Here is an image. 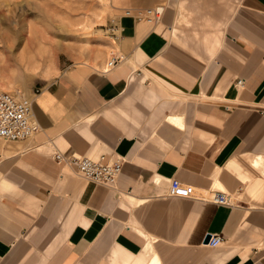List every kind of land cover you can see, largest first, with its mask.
I'll return each instance as SVG.
<instances>
[{"label": "crops", "instance_id": "1", "mask_svg": "<svg viewBox=\"0 0 264 264\" xmlns=\"http://www.w3.org/2000/svg\"><path fill=\"white\" fill-rule=\"evenodd\" d=\"M118 3L123 62L63 71L0 140V264H264V0ZM100 156L112 188L71 164Z\"/></svg>", "mask_w": 264, "mask_h": 264}, {"label": "rangeland", "instance_id": "2", "mask_svg": "<svg viewBox=\"0 0 264 264\" xmlns=\"http://www.w3.org/2000/svg\"><path fill=\"white\" fill-rule=\"evenodd\" d=\"M118 1L0 0V92L30 96L63 71L121 55Z\"/></svg>", "mask_w": 264, "mask_h": 264}, {"label": "built area", "instance_id": "3", "mask_svg": "<svg viewBox=\"0 0 264 264\" xmlns=\"http://www.w3.org/2000/svg\"><path fill=\"white\" fill-rule=\"evenodd\" d=\"M136 20H146L151 23H158L164 14L163 6H155L134 12L126 11L125 15H130ZM114 39L118 41L121 36V28L114 21ZM124 60L123 55L112 54L103 69L104 73H109ZM243 80H238L237 85L242 86ZM39 131L38 124L32 117V101L25 95L11 92H0V140L5 142H22L34 137ZM54 160L61 162L65 160L60 154H54ZM75 166L77 174L88 182L112 188L115 186L121 170L123 161L120 159H110L100 156L97 159L81 158L71 160ZM171 193H175L179 188L178 182L173 181L170 185ZM212 202L217 205L228 204L224 192H217L212 197ZM222 244L219 235H211L208 243L210 248H216Z\"/></svg>", "mask_w": 264, "mask_h": 264}, {"label": "water", "instance_id": "4", "mask_svg": "<svg viewBox=\"0 0 264 264\" xmlns=\"http://www.w3.org/2000/svg\"><path fill=\"white\" fill-rule=\"evenodd\" d=\"M209 239H210V234H208V235L205 237L203 243H204V244H207L208 241H209Z\"/></svg>", "mask_w": 264, "mask_h": 264}, {"label": "bare ground", "instance_id": "5", "mask_svg": "<svg viewBox=\"0 0 264 264\" xmlns=\"http://www.w3.org/2000/svg\"><path fill=\"white\" fill-rule=\"evenodd\" d=\"M29 34H31V30L29 31ZM154 261H156V260H154ZM154 264H156V262Z\"/></svg>", "mask_w": 264, "mask_h": 264}]
</instances>
